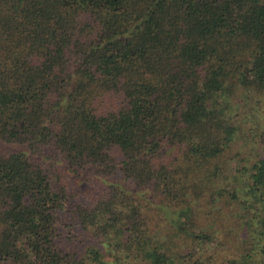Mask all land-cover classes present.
Instances as JSON below:
<instances>
[{
    "label": "trees",
    "instance_id": "obj_1",
    "mask_svg": "<svg viewBox=\"0 0 264 264\" xmlns=\"http://www.w3.org/2000/svg\"><path fill=\"white\" fill-rule=\"evenodd\" d=\"M264 0H0V264H264Z\"/></svg>",
    "mask_w": 264,
    "mask_h": 264
},
{
    "label": "rangeland",
    "instance_id": "obj_2",
    "mask_svg": "<svg viewBox=\"0 0 264 264\" xmlns=\"http://www.w3.org/2000/svg\"><path fill=\"white\" fill-rule=\"evenodd\" d=\"M263 243H264V240H263Z\"/></svg>",
    "mask_w": 264,
    "mask_h": 264
}]
</instances>
